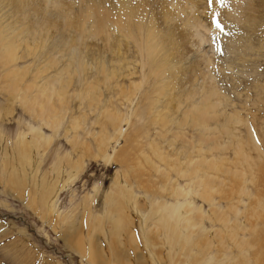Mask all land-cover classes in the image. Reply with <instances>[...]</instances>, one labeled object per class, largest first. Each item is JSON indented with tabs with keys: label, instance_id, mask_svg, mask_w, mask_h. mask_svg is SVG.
Returning <instances> with one entry per match:
<instances>
[{
	"label": "rangeland",
	"instance_id": "rangeland-1",
	"mask_svg": "<svg viewBox=\"0 0 264 264\" xmlns=\"http://www.w3.org/2000/svg\"><path fill=\"white\" fill-rule=\"evenodd\" d=\"M214 1L218 4L226 2V0ZM10 3L7 0H0V264H88L87 254L83 258L79 252L85 253L83 247L89 240L93 249L100 254V260L96 262L97 264L237 263L241 250L234 243L232 233H226L223 225L214 221L213 212L209 211L210 207L202 202L198 196H190L188 199L191 198L189 201L197 207H203L204 214L211 215L213 220L204 219V224H202L204 231H200L201 224H196L194 237L197 242L191 254H188V249L180 251L174 248L167 254L166 247L161 244L162 240L159 233H154L151 224L145 230L140 219L133 224L132 232L126 234L128 237L122 236L123 243L127 246L113 245L109 241L104 232L105 224H97L95 218L104 215L107 209V195L111 188L117 185L116 179L121 178L124 183L130 185L138 197H141V194L142 196L146 195V190L143 189H145V185L149 187L147 180L155 181L154 184L161 186L162 175L154 172L150 165L143 163V154H149L148 156L157 166L166 169L173 181L178 178L170 167L160 163L155 158L149 149L150 145L154 148H161L163 155L170 159L179 156L182 163L186 161L189 154L196 156L199 132L192 129L190 125L180 127L177 122L187 113V109L193 108V105L186 104L183 106L182 104L183 107L179 111L181 114L179 113L178 117L175 116L176 121L172 125H168L167 128H162L158 121L155 120L158 124L153 123L154 115L152 114L163 110V106L166 104L165 100H160L159 106L157 105L152 114L148 110L150 109L149 100L154 98L152 86L156 78H153L150 86L144 83L145 85L136 91V96H123L132 91L135 85L143 83V77L148 71L143 69L142 61L136 56L138 53L133 52V48L127 64L119 62L120 60L117 58L111 62L114 57L111 53L80 49L84 42L104 46V43L100 41L101 36L93 27L94 11L89 4L79 3L76 0L72 1L74 13L70 14L68 18L75 20L76 16L84 11L85 30L82 36H78L75 33L69 34L57 30L48 35L39 34L40 29L30 25L26 18L22 19L21 14L14 13ZM201 12L202 10H200ZM74 15L76 16L74 17ZM202 16L205 15L202 14ZM33 20L35 21V19ZM216 20L219 21L221 29L229 30L226 33H230V35L226 34L227 36L221 38L216 34L208 43L200 45L201 48L195 42L192 43L187 53L189 57L186 56L187 61L185 65H182L184 68H188L193 59L196 60L200 57L199 54L213 57L216 63L212 66L213 70H210L215 73L213 75V79L216 81L215 85L218 87L220 98H223L221 100L223 103L225 102L223 111L227 115L238 114L240 119L244 121L234 126V134L237 139L242 138L243 141H246L248 128L254 130L256 143L247 144L246 152L257 160L256 164L259 168L260 166L263 168H260L262 172L257 179L258 183H254V185L250 183L253 178L252 173L246 170L244 179L249 178L247 188L250 187L248 190L251 191L252 197L247 198V196L236 194L240 181L220 173L218 177L225 182L227 188L225 193L221 194L224 198L221 195H214L213 198L216 200L217 210L226 214L231 221L230 225L235 227L236 231L239 230L240 238L250 242L248 248L245 247L250 264H264V211L261 209L264 206V18L257 25V29L260 28L258 29L260 31H257L258 35L236 22L233 23V27L236 28L232 27L231 29L230 26L221 23L218 15L214 21ZM22 30H24L22 32L24 34L20 33L18 39H14ZM233 30L239 32L245 30L249 36L248 41L239 40L241 45L245 46L243 50H239L240 53L236 50L237 48L229 43V38L235 35L234 32H230ZM199 31L204 30L200 28ZM78 39L80 40L79 47H72L73 42L78 41ZM10 43L15 44L19 57L24 53L26 45H30L31 48L37 45V48L32 56L4 66L1 56ZM55 44H64L68 49L59 46L55 52L47 54L48 47ZM64 52L70 53V55L68 56ZM226 55L227 58H224ZM199 59L202 61L201 58ZM99 60H102V63H99ZM80 62L87 67L84 73L80 72ZM101 64L109 71L115 68L114 71L112 70L115 76L110 83L108 82V86L105 85V78L99 68ZM51 65L53 67L50 70L47 69ZM205 70L208 71L209 69L205 68ZM38 76L41 78H37ZM67 79L72 81L67 90L63 91L59 85L54 87L56 82ZM202 79L199 80V85H201ZM89 85L95 86L96 95L101 100L98 106L94 103L92 108L89 107V99L84 98L87 95ZM185 86L190 88V85ZM185 86L183 89L186 88ZM29 87L32 89L28 96L29 100L40 94V97L53 96L50 98V101L53 102L59 97L55 95L57 92L63 91L61 94L66 95L68 109L56 133L46 127L39 117L36 118L35 114H32L21 102L24 92ZM15 89L21 90L18 98H14L12 94ZM180 90L178 89L177 92L179 93ZM106 109L119 115L123 121L120 123V130L115 133L112 126L108 128L104 126L106 119L101 113ZM136 110L140 111L139 117H135ZM84 118L85 120L79 124L80 126L74 128L75 123ZM34 129H42L41 133L43 132L45 137H50L52 141L45 152L42 149L39 150L41 153L36 159L40 178L35 177V183L33 180L27 181L26 185H32L27 190L22 187L23 190L21 191L25 192L22 194L17 188L21 178L19 156L21 148L15 152L17 150V137L22 132L31 138L33 134L31 131ZM101 131L103 134L108 132L112 137L118 136L119 139L117 142L111 140L108 147L105 148L106 156L100 155L99 158V138L103 135ZM1 136H4L6 141ZM75 138L80 142V145H86L87 147L84 149H88V151L82 152L77 149L78 147L73 144ZM225 141L229 142L227 137L218 140V144ZM258 144L261 148L260 154L256 152ZM6 149H12L15 153L13 152L14 159L10 170L5 172L3 164ZM116 151H120V153L117 154ZM216 153L220 159L224 157L233 160L235 158L233 148H228L223 152L216 151ZM67 156H70L71 161L64 163L66 174L63 171L60 174L65 177L64 180L68 178L67 175L70 173L71 167L74 169L79 167L80 158L78 157H84V165L77 172L74 181L69 182L66 188L60 190L53 204L52 213L44 215L38 206L31 203L25 205L21 195L25 199L35 198L34 200L38 201L37 183H41L45 175H50L57 165L56 161L63 160ZM114 157L119 161L126 158L129 160L121 164L116 160L109 163L105 161V159ZM140 162L145 166L143 171L139 169L141 167ZM183 165L184 163L182 164L184 169L185 165ZM227 166L229 165L227 164ZM258 167L256 169L257 174L259 173ZM118 173L120 178H118ZM178 182L180 186L188 190V181L179 179ZM197 191L199 192V189ZM27 193L29 194L27 195ZM141 201L143 202L144 198ZM170 202L173 201L170 200ZM231 206H237L243 214L236 215L228 210ZM90 216L91 218H89ZM42 217L46 218L50 224L45 223ZM240 227L243 228V231H240ZM150 228L153 233L150 232ZM148 234L152 244H148L144 239ZM130 236H133L134 242L129 238ZM131 240L132 242L129 243ZM141 243H145V246ZM151 250L156 251L158 258L150 256Z\"/></svg>",
	"mask_w": 264,
	"mask_h": 264
},
{
	"label": "bare ground",
	"instance_id": "bare-ground-1",
	"mask_svg": "<svg viewBox=\"0 0 264 264\" xmlns=\"http://www.w3.org/2000/svg\"><path fill=\"white\" fill-rule=\"evenodd\" d=\"M7 1L11 2L10 5L14 13L21 14L22 19L26 18L29 20L30 25H34L36 28L40 29L39 34L48 35L52 31L57 30L69 34L75 33L78 34V36L83 35L85 30L84 11L77 16L74 15V17L76 16L75 20L68 18L70 14L74 13L72 4L74 0ZM76 1L79 3H87L92 7L91 9L94 11L93 27H95L97 33L101 36L100 41L104 43V46H99L84 42L80 47L81 50L89 49L91 51L111 53L114 55L111 62L117 58L120 60L119 62L126 63L133 48V52L138 53V55H135L142 61L140 62L143 69L148 71L143 77V83L141 82V84L135 85L132 91L123 96H136V91L140 90L142 85L148 84L150 86L151 81L156 78L152 86L154 98L150 97L151 100H149V113L152 114L153 111L156 110L161 99L165 100L166 104L163 106L161 112L155 113L156 115L152 114L154 115L153 123H160L159 125H161L162 128H167L168 125H172V123L176 121L175 116L178 117L179 111L184 105L192 104L193 108L191 110L187 109V113L184 114L182 118L178 119L177 122L180 127L190 125L192 129L199 132L196 156L194 154L187 155L186 161L183 162L185 165L184 169L182 168V159L179 156H176L175 159L171 158V162L169 157L163 155L160 150L161 148H154L152 145H150L151 147L149 148L160 163L170 167L179 179L188 181V190L180 186L178 178L173 181V178L170 177V173L166 169H161V167L157 166L152 158L148 156L149 154H143V163L150 165V168L154 172L162 175L163 179L160 184L161 186H159V184H154L155 181L147 180L149 187L145 185V189H143L146 190L145 197L142 196V194L141 197H138L135 195V190L132 187L130 188V185L124 183L118 173V178L120 179H116L117 185H114L107 195V209L104 215L95 218V221H97V224H105L104 232L113 245L127 246L123 243L122 236L131 233L134 226L133 224H135L136 220L140 219V223L142 226L144 225L145 230L149 227L148 225L151 224L154 228V233H159L162 240L161 244L166 247L167 254H169L173 248L180 251L188 249V254H191L197 242L194 237L196 224H201L199 227L200 231H204V225H202L204 224V219H208L209 221L213 220L211 215L207 216L204 214L203 207H197L189 201L191 198L188 199L190 196H198L202 202L208 204L210 207L209 211L213 212L214 221L221 223L226 233H232L234 243L241 250L239 261L231 264H250L245 251V247H247L248 244L250 245V242L248 243L246 239L240 238L241 236L238 235L239 230L236 231L235 227L230 225L231 221L228 216L217 210L218 206L213 196L221 195L226 191L227 187L224 184L225 182L218 177V175L222 173L240 181L236 194L247 196V198L252 197L251 191L248 190L250 187L247 188V180L249 178L247 180L244 179L246 170L252 173L253 178L250 183L254 185V183H258L257 179H259V174L262 172L260 168H263L261 166L259 168L256 164L257 160L246 152L247 144L256 143L254 130L250 127L248 128V138L246 141H243L242 138L237 139V136L234 134V126L244 121L240 119L238 114L227 115V113L223 111L225 102L223 103V100H221L223 98H220L218 87L215 85L216 81L213 79L215 73L210 70L214 63H216L213 57L199 54V58H201L202 61L199 58L196 60L193 59L190 65H188V68H184L182 64L185 65L187 61L186 56L189 52V46L192 43L195 42L196 45L201 48L200 45L208 43L216 34L218 37L221 36V38L226 34L228 36L230 35V33H226V31H229L228 29L216 27L214 20L217 15L221 23L230 26L231 29L233 23L236 22L240 24V26L247 27V29L258 35L257 31H260L258 30L260 28L257 29V25L260 24L264 18V0H226V2L222 4H218V2L213 0L211 7L208 5V0ZM200 10H202L201 13ZM202 14L205 16L203 17ZM32 18L35 19V21ZM227 26L225 27L228 28ZM200 28L204 31H199ZM24 30L27 31V29ZM24 30L19 32L14 39L17 40L19 34ZM230 32H234L235 35L229 38V43H231L234 48H237V51L243 50L245 46L241 45L239 40L244 39V41H248V33L245 32V30L240 32L233 30ZM23 34L24 33H22V35ZM79 41V39L78 41H74L72 47H79ZM59 46L68 49L64 44H55L54 46L51 45L48 47L47 54H52ZM250 46L249 44V47ZM36 48L37 45L33 48H31L30 45H26L24 53L19 57L15 44L10 43L6 51L2 54L1 60L4 66L17 63L18 60L32 56ZM242 53L245 52L242 51ZM64 54L70 55V53L67 52H64ZM224 58H227V55L226 57L224 56ZM99 63H102V60ZM53 65L47 69L50 70ZM99 68L102 76L105 78V85L108 86V82L110 83L111 79L115 76L113 72L115 68L112 69L113 71L111 70L112 72L106 69L102 64L99 65ZM117 68L119 69V67ZM205 68L209 70L207 71ZM79 69L80 72L84 73L87 67L84 63L80 62ZM37 78H41V76ZM69 79L56 82L54 87L59 85L63 91L65 89L67 90L72 82ZM200 79H202L201 85H199ZM185 85H190V88L188 89ZM184 86L186 87L185 89H183ZM94 87L93 85H89L87 88V95L84 97L85 99H89L90 108H92L91 106L94 103L98 106L101 102L100 97L96 95V89H94ZM180 88H182V90H180ZM178 89L180 90L179 93L177 92ZM31 90V87L27 88L21 98V102L32 114H35L36 118L39 117L46 127H49L56 133L68 109L66 95L61 94L63 91L57 92L55 95L59 97L53 102L52 100L50 101V98H53V96L40 97V94L36 98L29 100L28 96L32 92ZM20 92L21 90H13L12 94L14 98H18ZM101 115L106 119V121H104L106 122L104 124L106 128L112 126L114 133L120 130V123L123 121L119 115L113 114L107 109L103 111ZM139 115L140 111L136 110L135 117H139ZM84 120L85 118L75 123L76 125L74 128L79 127V124ZM155 120L158 121V123L155 122ZM41 130L42 129H34L31 131L33 133H31V138H28V135L22 132H20L17 137V150H15V152L19 151L21 148L19 151L21 178L17 187L20 191L24 188L25 190H27L28 187L30 188L32 184L26 185L27 181L33 180V183L36 182L34 178L39 177L37 168L38 162L36 161L41 153L39 150L42 149L43 152H45L46 148L51 144L52 139L50 137H45L43 135L44 133H41ZM224 137H227L229 142L225 141L218 144V140H222ZM1 138L6 141L4 136H1ZM118 139V136L112 137L108 132L103 134L102 137L99 138L100 146L98 157L100 155L106 156L105 148L108 147V143L111 140L117 142ZM73 144L82 152L88 151V149H84L87 146L84 144L80 145V142H78L76 138ZM228 148H233V154L235 156L233 160H229L228 158L225 159L224 157L220 159V156H218L217 153L215 154L216 151L223 152L228 150ZM13 152L12 149H6L5 161L3 164L5 172L11 168V163L14 159L13 154L15 153ZM256 152H261L259 144L257 145ZM115 153L118 154L120 151H116ZM35 154H37L36 157ZM78 158H80L78 161L79 167L75 169L71 167L66 180H64L65 177L60 174L62 171L66 174L64 163L71 161L70 156H67V158L63 160L59 159L56 161L57 165L51 171L50 175H45L42 182L37 183L36 195L38 201H35V198L25 199L24 196L21 195L23 203L25 205L31 203L32 205L38 206L44 215L51 214L54 207L53 204L60 190L66 188L69 182L74 181L77 172H79L80 168L82 169L84 165V157L80 156ZM114 160L121 164L122 162H127L129 159L126 158L121 161L115 159V157L112 159H105L107 163ZM227 164L229 166H227ZM139 165L141 166L139 169L143 171L145 168L144 164L140 162ZM257 167L259 170L258 174L256 172ZM60 183H62V185H59ZM197 189H199V192ZM21 193L25 194V192L22 191ZM227 193L229 192L227 191ZM28 194L29 193H27V195ZM142 197L144 198L143 202L141 201L143 200ZM221 197L223 196L221 195ZM170 200L173 202L171 203ZM261 209L264 211V206ZM228 210L236 215L243 214L237 206H231ZM89 218H91V216ZM42 220L50 224V222H47L46 218L42 217ZM239 229L243 231L242 227ZM126 236L128 237V235ZM129 238L134 242L133 236ZM144 239L148 244H152L149 234ZM259 239L262 240L260 237ZM132 240L129 241V243H131ZM90 242V240L87 241L86 246L83 247L85 253L79 252V254L83 258L86 257L87 254L88 264H97L96 262L100 260V254L93 249ZM147 243L146 245H148ZM141 244L145 246V243ZM154 250H151L150 256L152 258H158ZM128 262L130 261L128 260Z\"/></svg>",
	"mask_w": 264,
	"mask_h": 264
},
{
	"label": "snow or ice",
	"instance_id": "snow-or-ice-1",
	"mask_svg": "<svg viewBox=\"0 0 264 264\" xmlns=\"http://www.w3.org/2000/svg\"><path fill=\"white\" fill-rule=\"evenodd\" d=\"M212 4H213V0H208L209 7H211ZM214 22H215L217 28H220L221 27V25H220V23H219L218 20H216Z\"/></svg>",
	"mask_w": 264,
	"mask_h": 264
}]
</instances>
